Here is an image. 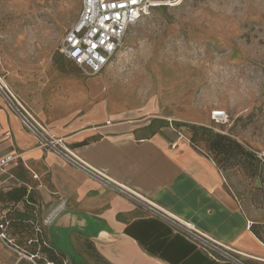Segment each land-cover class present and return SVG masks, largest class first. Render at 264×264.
Instances as JSON below:
<instances>
[{
  "label": "crops",
  "instance_id": "1",
  "mask_svg": "<svg viewBox=\"0 0 264 264\" xmlns=\"http://www.w3.org/2000/svg\"><path fill=\"white\" fill-rule=\"evenodd\" d=\"M75 86L61 103L78 112L54 118L58 102L22 105L0 83V159L14 158L0 193L27 190L0 219L41 227L69 264H264L257 219L209 155L170 121L111 107L98 76L87 97ZM0 264L30 263L0 244Z\"/></svg>",
  "mask_w": 264,
  "mask_h": 264
},
{
  "label": "rangeland",
  "instance_id": "2",
  "mask_svg": "<svg viewBox=\"0 0 264 264\" xmlns=\"http://www.w3.org/2000/svg\"><path fill=\"white\" fill-rule=\"evenodd\" d=\"M81 8L82 0H0V78L37 108L42 101L58 102L51 106L54 118L78 112L63 105L76 82H84L88 95L92 77L60 53ZM98 78L100 99L111 107L146 112L165 126L170 121L209 155L264 239V166L241 156L225 165L202 130L226 135L249 153L264 152V0H183L157 7L130 30ZM214 111H225L229 123L213 121Z\"/></svg>",
  "mask_w": 264,
  "mask_h": 264
},
{
  "label": "built area",
  "instance_id": "3",
  "mask_svg": "<svg viewBox=\"0 0 264 264\" xmlns=\"http://www.w3.org/2000/svg\"><path fill=\"white\" fill-rule=\"evenodd\" d=\"M182 1L136 0V3L132 4L131 0H82L77 24L63 40L60 53L89 77L100 76L123 48L128 33L135 25L149 16L153 9L175 7ZM114 4L116 7L112 6ZM121 4L125 7H120ZM212 120L221 125L229 123L225 111H214ZM255 155L259 163L264 166V152H255ZM13 160L12 157L0 159V176L7 171ZM11 225L10 219H0V244L13 253L18 262L59 264L47 261L41 253L42 247L49 246L43 238L41 227L34 225L35 237H27L21 242L12 234ZM195 238L199 239L197 235ZM205 246L210 251H218L220 258L230 257L226 251L219 250L216 245ZM31 247L37 248L38 251L31 252L29 249Z\"/></svg>",
  "mask_w": 264,
  "mask_h": 264
},
{
  "label": "trees",
  "instance_id": "4",
  "mask_svg": "<svg viewBox=\"0 0 264 264\" xmlns=\"http://www.w3.org/2000/svg\"><path fill=\"white\" fill-rule=\"evenodd\" d=\"M192 130L195 133V135L197 131H199V129L196 127H193ZM202 130L206 133L209 132L210 134L208 140L210 151L221 156L222 157L221 161L225 165L232 160H236L238 156H241V158H246V160L255 159L259 163L254 153H249L248 151L245 150V148L241 144L234 141L230 137L221 134H213L210 131H207L206 129H202ZM190 142L192 143L191 139ZM26 193L27 190L25 188L23 187L16 188L7 193H4L0 200H2L1 202L8 204L19 203L26 196ZM8 219L11 220L12 234L19 241L24 242L25 238L27 237H35L34 225L18 223L17 219L11 216ZM32 252L36 253L35 248H32ZM41 253L46 254L48 260H50L51 262L59 263L56 261L59 260L60 257L50 246L42 247ZM59 264H61V262Z\"/></svg>",
  "mask_w": 264,
  "mask_h": 264
},
{
  "label": "bare ground",
  "instance_id": "5",
  "mask_svg": "<svg viewBox=\"0 0 264 264\" xmlns=\"http://www.w3.org/2000/svg\"><path fill=\"white\" fill-rule=\"evenodd\" d=\"M1 81V85L4 89L7 88V90L13 95V97L16 99V101H18V103L22 104L19 99L12 93V91L10 90V88L5 84V82L0 78ZM23 105V104H22Z\"/></svg>",
  "mask_w": 264,
  "mask_h": 264
},
{
  "label": "snow or ice",
  "instance_id": "6",
  "mask_svg": "<svg viewBox=\"0 0 264 264\" xmlns=\"http://www.w3.org/2000/svg\"><path fill=\"white\" fill-rule=\"evenodd\" d=\"M131 3L132 4H135L136 3V0H131ZM113 7H116V5L114 4V5H112ZM120 7H125V5H123V4H121L120 5Z\"/></svg>",
  "mask_w": 264,
  "mask_h": 264
}]
</instances>
